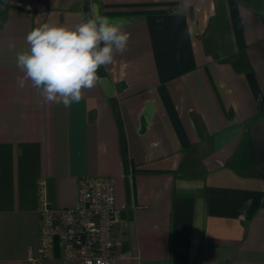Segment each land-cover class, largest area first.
<instances>
[{"label": "crops", "instance_id": "0c3cea01", "mask_svg": "<svg viewBox=\"0 0 264 264\" xmlns=\"http://www.w3.org/2000/svg\"><path fill=\"white\" fill-rule=\"evenodd\" d=\"M92 2L129 34L103 83L71 107L18 87L27 34L75 26ZM179 4L0 0V264H79L31 259L38 188L69 207L93 175L123 215L114 264H264V0Z\"/></svg>", "mask_w": 264, "mask_h": 264}, {"label": "clouds", "instance_id": "9594fccd", "mask_svg": "<svg viewBox=\"0 0 264 264\" xmlns=\"http://www.w3.org/2000/svg\"><path fill=\"white\" fill-rule=\"evenodd\" d=\"M191 7L192 0H180L173 15ZM82 15L85 18L75 26L44 23L27 34L28 48L16 53V67L23 73L18 87L31 82L46 103L71 107L81 100L82 90L103 83L99 69L127 50L129 34L123 20L101 14L98 3H90L89 12ZM9 50L14 51L15 44H9Z\"/></svg>", "mask_w": 264, "mask_h": 264}, {"label": "built area", "instance_id": "2783aa9c", "mask_svg": "<svg viewBox=\"0 0 264 264\" xmlns=\"http://www.w3.org/2000/svg\"><path fill=\"white\" fill-rule=\"evenodd\" d=\"M38 248L34 261L60 257L79 264H114L116 231L123 215L116 205L111 177L93 175L78 180L75 202L69 207H52L38 188Z\"/></svg>", "mask_w": 264, "mask_h": 264}]
</instances>
